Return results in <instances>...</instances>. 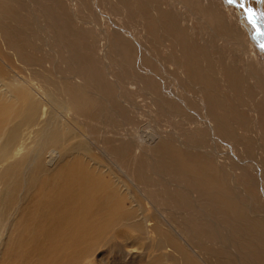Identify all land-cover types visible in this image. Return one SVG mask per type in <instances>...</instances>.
Here are the masks:
<instances>
[{
    "label": "bare ground",
    "instance_id": "1",
    "mask_svg": "<svg viewBox=\"0 0 264 264\" xmlns=\"http://www.w3.org/2000/svg\"><path fill=\"white\" fill-rule=\"evenodd\" d=\"M99 1L113 26L0 0V264H264L261 38L215 0Z\"/></svg>",
    "mask_w": 264,
    "mask_h": 264
},
{
    "label": "rangeland",
    "instance_id": "2",
    "mask_svg": "<svg viewBox=\"0 0 264 264\" xmlns=\"http://www.w3.org/2000/svg\"><path fill=\"white\" fill-rule=\"evenodd\" d=\"M216 1V4H215V9H214V14L216 15L217 13L222 17V18H224V20L228 23V24H236L235 26H236V28L237 29H239V30H241L243 33V36H244V38H245V40L247 39V37H248V39L249 38H251V36H252V33H253V31L255 30L254 28H253V25L251 24V23H249L247 20H246V18H245V11L241 8V7H239V6H236V5H234V4H232L231 2H229L228 0H215ZM235 1H237V0H235ZM239 1V0H238ZM241 2H243L244 3V5L246 6V8H247V10L248 9H251L253 12H255V13H257V14H259V13H264V2H262V0H240ZM90 5L91 6H89L88 7V12H91V13H96L97 14V16L100 18V20L99 21H104V22H101V24H102V27H109V26H113L115 23H116V21L114 20L115 19V17L114 16H112V15H109V14H107L104 10H103V8H106V5H103V3L101 2V1H99V0H91V2H90ZM92 5H94V6H92ZM97 10V11H96ZM98 10H100V12H98ZM222 10H224V12H222ZM94 11V12H93ZM96 11V12H95ZM105 13V14H104ZM103 14V15H102ZM217 14V15H218ZM100 15H102V18H101V16ZM123 18V19H122ZM108 19V20H107ZM123 20V21H122ZM126 18L125 17H120V24L121 23H125L126 22ZM109 22V23H108ZM230 22V23H229ZM110 24V25H109ZM239 27V28H238ZM125 28H129V27H125ZM245 28V29H244ZM246 30V31H245ZM245 33V34H244ZM139 36H141V43L145 46V47H147V50H146V52H147V54H149V55H152L153 56V54H154V52L156 51L155 50V48H154V46H153V44H152V42H151V39L147 36V35H145V34H143V32H141V34L139 35ZM144 36V37H143ZM150 36V35H149ZM243 38V39H244ZM261 38V37H260ZM262 39H264V38H261V40ZM166 42L167 41H164V42H162L161 43V51L163 52V58H160V61L161 62H163L162 64H164L165 65V67H166V69H167V73H168V77L167 78H172V75L173 74H175L174 73V71H175V66H174V64H172V61L170 60V59H166V57H167V55H168V49L166 48V47H163V45L164 44H166ZM246 42H247V40H246ZM249 44V46L251 47V48H254L255 49V47H256V49H257V53H255V52H252V56L250 57V61L251 62H256L257 61V59L258 58H261V61H262V68H263V66H264V51H262L261 50V48H260V45H258V43H256L255 41H254V39H253V36H252V39H251V43L249 42L248 43ZM150 46V47H149ZM255 46V47H254ZM204 45H202V49H204ZM166 52V53H165ZM242 55H240L239 53H237L236 54V56H235V58L236 59H239L240 57H241ZM257 65H258V63H256ZM171 73H173L172 75H170ZM262 75H263V79H264V68H263V71H262ZM170 79H167L169 82H170ZM249 91H251L250 93H249ZM253 91L254 90H250V89H248V93L249 94H252V95H250V99L251 100H258L259 98V96H260V94L258 93V92H256V91H254V94H253ZM240 94H241V96H240ZM240 94H236L237 95V97L239 98V97H241V98H243L244 97V95L240 92ZM259 94V95H258ZM256 95V96H255ZM264 96V95H263ZM254 97V98H253ZM258 98V99H257ZM244 99V98H243ZM154 112L155 111H153V113H151L150 115L151 116H149V115H144V117H147V118H144L143 116H138V117H133L132 118V122H136V121H146V123H147V121L150 123V121L153 119V116L155 115L154 114ZM151 117L150 119H149V117ZM144 118V119H143ZM141 119H143V120H141ZM152 122V121H151ZM148 124V123H147ZM160 124L161 125H163L164 124V121H161L160 122ZM130 125H132V124H128V125H126V131H129L131 128V126ZM82 128V127H81ZM129 129V130H128ZM81 131V130H80ZM82 132V131H81ZM92 152H94L99 158H101V159H103L102 157H101V155L97 152V150L96 151H92ZM99 154V155H98ZM102 162H104V161H102ZM111 169L114 171V173L120 178V180H122V181H124V180H126L125 179V177L123 176V173L120 171V170H117L115 167H111ZM120 174H122V175H120ZM20 202V201H19ZM19 202H18V204H19ZM120 235L119 234H116V239L117 240H119V237ZM121 239V238H120ZM120 241V240H119ZM102 250H104V249H102V248H100L99 250H97V252H96V254H97V257L96 258H99V256L101 255V253L103 252ZM114 250H116V248H114ZM115 256H116V254H118V251L116 252H114L113 253ZM115 262V261H114ZM115 264H117L116 262H115Z\"/></svg>",
    "mask_w": 264,
    "mask_h": 264
},
{
    "label": "snow or ice",
    "instance_id": "3",
    "mask_svg": "<svg viewBox=\"0 0 264 264\" xmlns=\"http://www.w3.org/2000/svg\"><path fill=\"white\" fill-rule=\"evenodd\" d=\"M229 2H232V0H229ZM262 2H264V0H262ZM248 20L249 23L253 25V28L256 31V36L264 38V13L257 14L251 9H248ZM260 48L264 51V39L261 40Z\"/></svg>",
    "mask_w": 264,
    "mask_h": 264
},
{
    "label": "water",
    "instance_id": "4",
    "mask_svg": "<svg viewBox=\"0 0 264 264\" xmlns=\"http://www.w3.org/2000/svg\"><path fill=\"white\" fill-rule=\"evenodd\" d=\"M232 3H233L234 5H236V6L241 7V8L245 11V18H246V20L249 22V20H248V10H247L246 6L244 5V3H243V2L238 3V2H236V1H232ZM241 5H243V6H241ZM255 33H256V32H255ZM259 45H260V43H259Z\"/></svg>",
    "mask_w": 264,
    "mask_h": 264
}]
</instances>
